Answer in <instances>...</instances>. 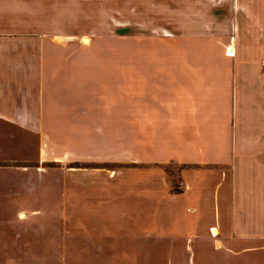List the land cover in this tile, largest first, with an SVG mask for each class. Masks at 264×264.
Listing matches in <instances>:
<instances>
[{
  "label": "crops",
  "instance_id": "obj_1",
  "mask_svg": "<svg viewBox=\"0 0 264 264\" xmlns=\"http://www.w3.org/2000/svg\"><path fill=\"white\" fill-rule=\"evenodd\" d=\"M126 19L167 62H95ZM160 247L264 264V0H0V264Z\"/></svg>",
  "mask_w": 264,
  "mask_h": 264
},
{
  "label": "rangeland",
  "instance_id": "obj_2",
  "mask_svg": "<svg viewBox=\"0 0 264 264\" xmlns=\"http://www.w3.org/2000/svg\"><path fill=\"white\" fill-rule=\"evenodd\" d=\"M117 22V21H116ZM124 23H127L124 28L120 30V34L117 37L111 36L105 46H109L110 53L104 55H96L95 62H121L127 64H134V63H159V62H167L168 58L166 57V49L168 44L164 41H158L156 39H151L150 36L143 37L140 39L136 38L135 36V22L134 20L126 19ZM145 26V25H144ZM115 28L112 26V31ZM119 32V30H117ZM88 35H84L83 37ZM82 42L87 43L83 38ZM90 42V41H89ZM181 44V43H180ZM102 47V45L96 44V47ZM121 51L120 53H118ZM228 53V50H226ZM34 141V140H33ZM166 171L175 178V185H178V171L182 168V165L176 163H169L164 165ZM190 204V202H188ZM190 206V205H189ZM189 210V211H188ZM184 214L186 218L193 219V213L195 211L192 210V206L188 209ZM184 234V233H183ZM145 249L143 250V253ZM168 249L164 247H160L158 250L157 257L160 264H164L163 261L167 258ZM194 250L192 247H189L183 253V257L185 259L188 258L189 255H192Z\"/></svg>",
  "mask_w": 264,
  "mask_h": 264
}]
</instances>
